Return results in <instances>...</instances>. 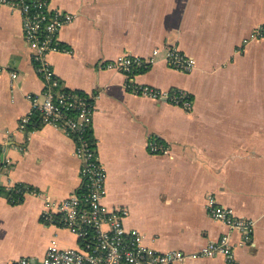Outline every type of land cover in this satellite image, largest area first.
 <instances>
[{"label": "crops", "instance_id": "0c3cea01", "mask_svg": "<svg viewBox=\"0 0 264 264\" xmlns=\"http://www.w3.org/2000/svg\"><path fill=\"white\" fill-rule=\"evenodd\" d=\"M50 1L74 16L58 35L62 50L49 54L54 71L67 90L96 96L89 135L106 169V206L126 210V228L146 246L193 252L228 234L235 264H264V39L249 40L264 25V0ZM170 46L194 58L192 71L168 64ZM157 49L133 81L183 89L191 110L134 93L123 72L104 66L125 53L150 59ZM43 89L19 10L0 6V144L11 160L0 185L32 189L17 204L0 193V264L37 262L53 241L77 242L42 219L46 198L80 186L74 138L37 113L19 126L32 111L28 95ZM152 140L168 152H152ZM209 196L254 221L250 242L209 216ZM192 264L228 263L218 256Z\"/></svg>", "mask_w": 264, "mask_h": 264}, {"label": "built area", "instance_id": "2783aa9c", "mask_svg": "<svg viewBox=\"0 0 264 264\" xmlns=\"http://www.w3.org/2000/svg\"><path fill=\"white\" fill-rule=\"evenodd\" d=\"M0 6L19 10L25 42L31 49L44 84L41 94L28 95L32 111L20 118V128L32 124L37 113L43 124L62 129L74 138L75 155L81 161L79 188L58 201L46 198V209L42 213L46 224L75 235L76 245L63 247L53 241L42 260L34 262L22 257L12 264H192L203 257L218 256H222L228 264H235L234 246L228 234L193 252L161 251L146 246L139 230L126 228L124 219L128 212L111 210L104 203L107 193L106 169L89 135L96 96L64 88L49 60L50 53L62 50L58 35L64 26L72 22L73 14L53 8L50 0H0ZM257 39H264V25L257 27L249 37V40ZM158 52V49L155 50L150 59L125 53L104 66L123 72L128 88L134 93L191 110L194 101L187 91L139 86L133 81L138 73L155 62ZM165 59L171 67L183 72H190L195 66L194 58L177 46L168 47ZM12 77L16 78L17 74L12 73ZM149 148L154 153L168 152V147L157 140L150 141ZM10 166L11 160L5 153L4 145L0 144V174H4ZM22 191L25 195L32 189H17V192ZM206 210L214 220L224 223L230 230L238 231L244 243L251 241L253 220L236 216L232 209L219 204L214 196L207 198Z\"/></svg>", "mask_w": 264, "mask_h": 264}, {"label": "trees", "instance_id": "16d2710c", "mask_svg": "<svg viewBox=\"0 0 264 264\" xmlns=\"http://www.w3.org/2000/svg\"><path fill=\"white\" fill-rule=\"evenodd\" d=\"M18 188L21 190H26V191L31 189L25 184H20V183L16 184L13 188H7L3 185H0V193L5 194L11 203L17 204V203H20L24 198V194H22L23 191L17 192Z\"/></svg>", "mask_w": 264, "mask_h": 264}]
</instances>
